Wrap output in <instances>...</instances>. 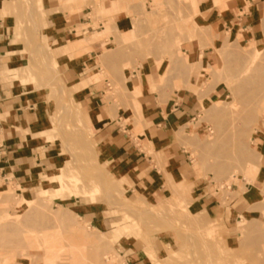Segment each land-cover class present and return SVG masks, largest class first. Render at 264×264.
Returning a JSON list of instances; mask_svg holds the SVG:
<instances>
[{"label": "rangeland", "instance_id": "374dc122", "mask_svg": "<svg viewBox=\"0 0 264 264\" xmlns=\"http://www.w3.org/2000/svg\"><path fill=\"white\" fill-rule=\"evenodd\" d=\"M89 1L59 0L58 10L65 14L89 6L84 13L91 23L76 26V36L84 38L72 44L77 50L72 57L93 51L88 67L97 72L93 81L103 84L106 100L118 111L123 103L129 108L122 128L134 141L139 136L141 149L155 154L166 177L165 194L153 200L127 196L124 182H130L115 174L114 163L94 140L78 87L58 68L63 55L53 49L58 44L51 36L53 25L45 23L51 11L45 0L41 6L38 0H0L2 57L9 63L0 65V90L22 109L40 102L45 122L36 128L45 133H36L32 144L41 145V156L49 157L42 166L32 162L29 179L0 170V264H126L124 257L138 256L142 244L152 263L139 256L141 264H264V159L254 145L264 120V46L245 41L242 33L226 37L215 50L217 64L204 67L197 87L199 112L178 132L194 176L190 187L187 178L176 177L175 187L165 172V153L146 148L143 100L126 80L137 67L161 68L165 71L151 90L170 83L179 87L197 68L182 42L196 38L214 46L216 40H208L197 24L203 7L195 10L196 0H117L118 7L104 8L96 0L98 12ZM121 11L131 18L132 29L124 30L122 19L118 32L114 15ZM27 132L0 123V148L7 137L25 138ZM50 151L58 157L51 159ZM198 167L204 175H198ZM39 171L48 173L38 179ZM193 179L212 194V209H191L197 199ZM254 187L261 192L249 201L255 190L247 191ZM78 204L95 212V222Z\"/></svg>", "mask_w": 264, "mask_h": 264}, {"label": "crops", "instance_id": "0c3cea01", "mask_svg": "<svg viewBox=\"0 0 264 264\" xmlns=\"http://www.w3.org/2000/svg\"><path fill=\"white\" fill-rule=\"evenodd\" d=\"M101 5L104 8H116L118 7V1L101 0ZM44 6L51 10L45 17V23L53 25L51 36L58 44L53 49L62 52L63 55L59 59L58 68L70 85L74 84L73 86L78 87L77 98L82 108L86 109V116L90 117L94 140L102 145L109 159L114 163L115 174L127 177L130 182L129 184L124 182L127 196L133 199L153 200L160 198L165 194L166 188V177L161 170V164L152 156L154 153L148 154L136 144L140 141L139 136L134 141L122 128L121 122L125 118L124 115L129 118L131 116L129 108L123 103L122 110L118 111L111 100H106V89L103 84L98 80L93 81L92 75L97 74V72L88 68L90 65L89 56H92L93 51H90V55L84 53V55L72 57L77 53L72 44L82 43L84 38L76 36V26L90 21V18H85L86 13H84L86 7L89 8V6L84 5L80 11L71 14H65L63 11L58 10L60 7L59 0H45ZM199 7H203V9L197 24L208 33V40L213 37L216 39L213 43L216 47L210 44H201L196 38L182 42L183 51L189 58L190 63L196 65V70L188 78H182L179 87H174L170 83L169 86L160 87L159 91H152L151 86L153 83L160 81L165 69L161 71V68L137 67L130 70L129 74L127 73L129 77L126 80L127 88L129 90L138 88L136 98L140 96L143 100L141 104L145 117L144 125L141 126V134L146 142L147 150L150 151L149 148L152 147L156 154L164 152L167 157L164 164L166 174L182 179L187 178L190 181L189 187L194 175L189 165L188 152L183 147L184 141L177 142L174 138L183 126L195 120L199 112L198 99L200 97L197 87L202 84L200 75L203 74L204 67L213 68L217 64L218 57L215 50L220 49V43L226 37L232 38L234 35L242 33L245 41L255 46H264V0H202ZM122 19L125 21L122 28H125L124 30L132 29L131 18L121 11L120 14L114 15L117 31L119 32L118 26ZM3 37L1 38L0 34V65L9 64L8 62L5 63L2 57V54L6 53L4 50L5 44L1 42V39H4ZM94 44L98 48L101 47V40ZM2 71L3 69L0 70V73ZM194 87L195 90H193ZM214 96L219 97V94ZM28 104L29 106L23 109L16 104H12L11 96L7 95L4 90H0V123L14 125L17 130L23 132L25 130L29 131L25 133V138L21 135H14L4 139V144L0 148L2 153L0 170L5 176L10 169L15 178L29 175V179L35 171V169L32 170L34 168L32 162L38 160L35 165L42 166L44 164L43 160L49 159L48 156H41V145L32 144L38 141L35 138L36 133H45L36 128V126L45 122L42 114L44 109L38 101ZM40 115H42L41 121ZM25 125H28L31 131L29 128H24ZM34 127L37 129L36 132L33 131L35 130ZM258 131L254 137V145L260 148L261 157L264 159L263 119ZM53 151L49 152L51 159L58 157V154L50 155ZM262 167L261 163L259 170ZM29 169L32 172H29ZM47 173L39 171L38 179L45 178ZM54 181L56 180H50V182ZM193 182L197 199L194 200L191 209H212L214 205L212 194L204 189L202 182L197 183L196 179H193ZM44 185L42 183L41 187ZM45 187L46 185L43 188L45 189ZM252 190H255V194L249 201H255L259 194L257 191L261 192L257 187L251 188L247 192ZM92 204L89 208L93 207ZM78 205L81 206V204ZM81 207L80 212L83 216H88L89 222H95L94 220L97 218L95 212L92 209ZM136 255L133 252L128 254L124 257L125 263L141 264L139 256L151 260L152 263V259L145 252L143 244L140 254Z\"/></svg>", "mask_w": 264, "mask_h": 264}, {"label": "bare ground", "instance_id": "6f19581e", "mask_svg": "<svg viewBox=\"0 0 264 264\" xmlns=\"http://www.w3.org/2000/svg\"><path fill=\"white\" fill-rule=\"evenodd\" d=\"M39 1V3H40V6H41V1L40 0H38ZM196 2H197V7H195L194 6V8H195V10H197V8L199 7V1L198 0H196ZM89 3L90 4H95L96 5V9H97V11L99 12V5L97 4V1L96 0H90L89 1ZM201 5V4H200ZM195 15V14H194ZM197 15V14H196ZM42 58V57H41ZM49 61V60H48ZM44 62V61H43ZM172 66V65H171ZM172 69V68H171ZM157 84V83H156ZM203 104H204V107H205V109L206 108H208V104H207V102L206 101H204L203 102ZM218 107V106H217ZM220 107V106H219ZM140 109V108H139ZM221 109V108H220ZM217 110V109H216ZM221 111H223V110H217L216 112L217 113H221ZM235 125V124H234ZM236 136V135H235ZM175 140H177V142L178 141H180L181 140V136H180V133H177V135L175 136V138H174ZM243 157V156H242ZM197 160V159H196ZM195 163H198V162H195ZM259 169V168H258ZM197 172H198V175H204L203 174V171H202V169H201V167H198L197 168ZM257 173V172H256ZM248 174L249 175H251L252 177H256L257 175H255V174H253L251 171H248ZM258 174V173H257ZM251 180V179H250ZM173 181H174V185H175V187H177L178 185H179V183H178V180H177V178L175 177V176H173ZM189 181V180H188ZM184 188V187H183ZM183 190V189H182ZM83 192H85L84 190H83ZM86 193V192H85ZM245 225H242L241 226V228H243ZM94 227V226H93ZM242 231V230H241ZM258 230H256V232H257ZM243 232V231H242ZM194 244V243H193ZM197 253V252H196ZM193 254H195V252L193 253ZM193 258V257H192ZM165 260V259H164ZM164 260H163V263H164ZM166 261H167V259H166ZM168 262V261H167ZM195 262H197V261H195ZM198 263V262H197ZM196 263V264H197ZM165 264V263H164Z\"/></svg>", "mask_w": 264, "mask_h": 264}, {"label": "built area", "instance_id": "2783aa9c", "mask_svg": "<svg viewBox=\"0 0 264 264\" xmlns=\"http://www.w3.org/2000/svg\"><path fill=\"white\" fill-rule=\"evenodd\" d=\"M1 155H2V153H1V151H0V159H1Z\"/></svg>", "mask_w": 264, "mask_h": 264}]
</instances>
